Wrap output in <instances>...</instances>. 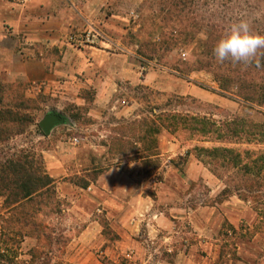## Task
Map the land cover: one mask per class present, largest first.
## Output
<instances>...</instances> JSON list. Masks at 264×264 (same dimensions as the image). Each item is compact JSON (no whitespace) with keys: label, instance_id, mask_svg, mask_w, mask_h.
<instances>
[{"label":"rangeland","instance_id":"374dc122","mask_svg":"<svg viewBox=\"0 0 264 264\" xmlns=\"http://www.w3.org/2000/svg\"><path fill=\"white\" fill-rule=\"evenodd\" d=\"M241 20L264 36V0H0V161L56 180V197L17 210L0 199V264H177L211 218L225 248L236 238L226 201L259 215L242 236L264 230V141L145 125L169 111L264 135V49L248 64L213 51ZM196 146L234 148L242 163L209 166Z\"/></svg>","mask_w":264,"mask_h":264},{"label":"trees","instance_id":"16d2710c","mask_svg":"<svg viewBox=\"0 0 264 264\" xmlns=\"http://www.w3.org/2000/svg\"><path fill=\"white\" fill-rule=\"evenodd\" d=\"M164 43L167 44L166 41ZM225 77L221 76V79ZM229 79L232 78L226 77L224 80L227 82ZM221 90L223 92H229L228 85L221 84ZM254 94H250L248 98L258 100L262 103L261 99H257V96ZM150 114L151 116L157 117L161 124L157 125L154 119L145 122V125H147V134H159L161 129H165L172 134L179 132L187 133L191 139L198 138V141L203 143H241V139L243 140L245 138H249V141H264V137L263 139H258V137L261 138L264 135L257 132L256 127L247 129L240 124L239 120L219 124L213 119L201 115L169 111H161L159 113L152 111ZM115 141H118V138H115ZM194 149L209 166L216 164L219 167H229L231 165L239 167L242 163L240 151L234 148L227 146H196ZM146 157L148 158L150 155ZM219 175L222 174L219 173ZM88 185L89 182L84 183V186ZM229 190L228 188L224 189L222 194L228 193ZM48 192H50L52 197H56V180L49 174L41 175L36 171L31 172L21 161L17 162L16 159L0 161V199L4 198V206L7 208L14 207L17 210L20 205L27 206ZM22 214L25 215L24 212ZM26 216L30 217L29 213ZM23 225L25 224L23 223ZM8 242L9 239H5L3 235H0V257L5 256L6 248L9 246ZM3 250L4 253H2Z\"/></svg>","mask_w":264,"mask_h":264},{"label":"crops","instance_id":"0c3cea01","mask_svg":"<svg viewBox=\"0 0 264 264\" xmlns=\"http://www.w3.org/2000/svg\"><path fill=\"white\" fill-rule=\"evenodd\" d=\"M222 220L228 221L233 229L237 230L238 235L225 248L217 236L221 224L214 228V220L204 228L200 229V237L205 238L199 244L193 246L196 250L189 255L184 253L177 254L175 261L177 264H264V230L257 231L253 236H242L241 232H247V229L241 228V224L250 226L252 229L259 223V215L251 207L237 201H226L222 205ZM229 235L232 232L229 231ZM199 247L202 252L199 254Z\"/></svg>","mask_w":264,"mask_h":264},{"label":"clouds","instance_id":"9594fccd","mask_svg":"<svg viewBox=\"0 0 264 264\" xmlns=\"http://www.w3.org/2000/svg\"><path fill=\"white\" fill-rule=\"evenodd\" d=\"M264 49V36L253 34L247 21L231 25L228 34L218 40L214 55L219 62L252 63L258 50Z\"/></svg>","mask_w":264,"mask_h":264},{"label":"water","instance_id":"95a60500","mask_svg":"<svg viewBox=\"0 0 264 264\" xmlns=\"http://www.w3.org/2000/svg\"><path fill=\"white\" fill-rule=\"evenodd\" d=\"M60 122L59 117L56 114H49L47 115L43 121L41 122L40 126L45 133H49L53 127Z\"/></svg>","mask_w":264,"mask_h":264}]
</instances>
